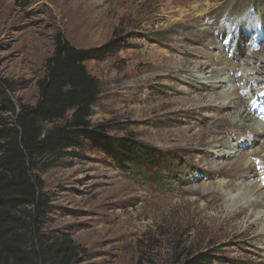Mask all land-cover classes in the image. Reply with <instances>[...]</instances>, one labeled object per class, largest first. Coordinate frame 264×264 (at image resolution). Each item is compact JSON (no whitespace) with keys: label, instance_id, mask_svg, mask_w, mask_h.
Returning <instances> with one entry per match:
<instances>
[{"label":"rangeland","instance_id":"374dc122","mask_svg":"<svg viewBox=\"0 0 264 264\" xmlns=\"http://www.w3.org/2000/svg\"><path fill=\"white\" fill-rule=\"evenodd\" d=\"M259 4L258 0H0V79L8 81L16 103H35L36 83L45 72L57 33L83 49L119 41L121 47L106 59L84 63L100 82L90 122L108 124V135L131 136L153 148L160 158L157 172L147 180L144 174L124 173L98 148L89 146L39 174L50 200L43 232L67 235L83 249L76 264H189L203 254L210 257L205 264H264V218L241 234L253 219L248 209L243 220L232 219L238 232L230 227L226 231L224 225L216 229L212 218L216 210L206 195L191 191L202 184L224 185L229 180L214 174L210 162L225 139L195 136L206 128L204 119L216 112L191 114L185 108L188 100L182 101L186 96L176 92L189 85L177 83L175 91L171 88L174 80L163 75L169 63L174 65L167 60L182 57L177 48L203 52L201 60L215 51L199 42L184 43L182 32L189 27L185 25L198 23L213 43L219 20L225 34L231 22L237 27L242 16L252 27L255 21L264 25V6ZM260 66L264 68V62ZM203 71L193 69L191 82H206L202 75L209 72ZM180 73L184 78V71ZM214 79L225 81L215 91L203 90L209 99L213 92L234 91L227 74ZM221 111L229 118L235 113L231 107ZM263 137L231 151L254 150ZM199 141L202 146L196 144ZM176 171L181 173L174 175ZM157 178L163 182L156 183ZM254 178L237 179L241 185L223 192L224 198L219 196L215 202L230 209L243 184ZM253 198L249 195L237 204L247 205Z\"/></svg>","mask_w":264,"mask_h":264},{"label":"trees","instance_id":"16d2710c","mask_svg":"<svg viewBox=\"0 0 264 264\" xmlns=\"http://www.w3.org/2000/svg\"><path fill=\"white\" fill-rule=\"evenodd\" d=\"M120 43L83 49L57 33L34 104L16 103L10 84L0 79V264L79 263L84 250L69 236L43 232L50 200L39 175L76 150L96 147L124 173L147 180L157 172L160 158L153 148L131 136L112 137L108 124L90 122L100 82L84 63L106 59ZM209 259L203 254L190 263Z\"/></svg>","mask_w":264,"mask_h":264},{"label":"bare ground","instance_id":"6f19581e","mask_svg":"<svg viewBox=\"0 0 264 264\" xmlns=\"http://www.w3.org/2000/svg\"><path fill=\"white\" fill-rule=\"evenodd\" d=\"M246 22L247 19L242 16L238 29L229 32L227 35L222 29H219L216 38H213V43H209V32L202 30L198 23L185 25L189 27H186V33L182 32L184 36L181 40L184 43L194 44L199 42L204 48L206 46V48H212L215 51L212 52L211 56L202 59L204 60L202 61L201 58H204L203 52L177 48L182 57L167 60L173 62L174 65L171 66L169 63L170 69H165L163 74L174 80L171 88L175 89V91L177 83L189 85L190 88L188 87L187 90L176 92L180 94L179 96H186L182 98V101L188 100L185 108L186 110H192L191 114H194L197 110H213L216 112L214 117L209 120L204 119L203 125L206 128L203 127L199 132L195 133V136L199 138V136L213 137L214 135V138L225 139L223 142H219L217 155L215 158H211L212 161L210 162H212L211 169H214V174H222L221 176L227 177L229 180L224 185L214 184L206 186L202 184L195 189H191V191L196 194L206 195L209 206L216 210L217 213L212 215L216 229L224 225L226 231L230 227L231 230L238 232V229L232 224V219L239 217L243 220L246 217L247 210L251 209L249 217L250 219L253 218L252 222L246 225L241 234H245L249 229L254 228L255 224L264 218V140L254 150L234 151V148L242 145L246 147L260 142L264 135V127L256 128L257 125L262 126L259 123L260 120L264 121V117L260 112H257L259 104L264 101V68L260 66V61L264 62V29L263 34L254 36L251 28L246 26ZM225 40L228 41L227 44H225ZM256 57L260 61L254 60ZM178 63H182L180 64L181 66H178ZM205 67H210L211 70L207 71ZM193 69L204 70L203 73L209 72V74L202 75L207 81L192 83L190 72ZM183 71L185 73L184 78H180L178 74ZM229 71L233 73L231 75L230 72L231 76H229ZM253 72L254 75H262L254 76ZM223 73L227 74V79L234 83V91L231 92V90L230 93L213 92V99H209V94L203 90L208 88L215 91L217 86H221L225 79L215 81L214 78H219ZM246 91H251L253 99H250L251 95H248V97L244 96ZM259 93H262L259 98L260 103L256 101L257 98L255 97ZM225 107L234 109L235 113L232 118L224 115L225 111H221ZM180 110V108L175 109V112L179 113ZM230 138L231 140H229ZM207 142L209 141L207 140ZM196 144L202 146L200 141L196 142ZM232 149H234V152L231 151ZM225 156H227V159L222 160ZM248 157L251 161H249ZM253 176L256 177L253 182L243 184L240 194L231 200L230 204L232 207L230 209H224L222 205L215 202V199L219 198V196L222 199L224 198L223 192L236 188L238 183L235 181L237 179H242L243 181L244 178L250 179ZM238 185L241 184L239 183ZM249 195L255 196V198L247 200V205L237 204L239 201L246 200ZM263 229L264 226L262 227ZM255 235L260 236V234ZM259 240L262 241V239H256V241Z\"/></svg>","mask_w":264,"mask_h":264},{"label":"snow or ice","instance_id":"6c2138e0","mask_svg":"<svg viewBox=\"0 0 264 264\" xmlns=\"http://www.w3.org/2000/svg\"><path fill=\"white\" fill-rule=\"evenodd\" d=\"M224 42H225V44H227V43H228V41H227V40H225Z\"/></svg>","mask_w":264,"mask_h":264}]
</instances>
